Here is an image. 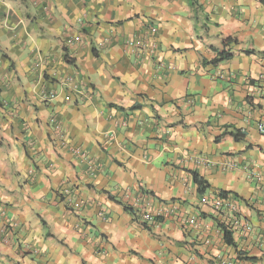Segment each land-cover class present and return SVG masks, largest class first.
<instances>
[{
    "label": "crops",
    "instance_id": "obj_1",
    "mask_svg": "<svg viewBox=\"0 0 264 264\" xmlns=\"http://www.w3.org/2000/svg\"><path fill=\"white\" fill-rule=\"evenodd\" d=\"M259 124L264 0H0V264H264Z\"/></svg>",
    "mask_w": 264,
    "mask_h": 264
},
{
    "label": "trees",
    "instance_id": "obj_2",
    "mask_svg": "<svg viewBox=\"0 0 264 264\" xmlns=\"http://www.w3.org/2000/svg\"><path fill=\"white\" fill-rule=\"evenodd\" d=\"M193 1H195V0H193ZM192 7L194 9L198 10V6L196 5L195 2H193ZM232 42H233L232 39L227 38L224 42L225 45H223L224 46L223 49L217 53V57L215 59L210 61V64L217 66L220 63H223L225 61L230 60L232 58V54H230L226 48H227L228 44H230ZM65 60L68 64H71V65L73 64V61L71 59H68L67 56H65ZM228 135L232 136L235 141H241L244 137L242 134H240L238 132H233V131L230 132ZM191 177H192L194 185L196 186L197 193L200 195L204 194L209 188L208 183L195 172H191ZM228 194L229 193H227V192L218 193L219 198H222V199H228ZM124 209H125V211H128L131 214H133L131 209H128V208H124ZM159 219L160 218H157L156 221L157 222L160 221ZM140 225H142L143 227H147V225L145 223H142V222L140 223ZM217 227L220 229V231L222 233V237H223L225 244L227 246L233 247L234 243L232 240V233L230 232V230L221 224H218Z\"/></svg>",
    "mask_w": 264,
    "mask_h": 264
},
{
    "label": "built area",
    "instance_id": "obj_3",
    "mask_svg": "<svg viewBox=\"0 0 264 264\" xmlns=\"http://www.w3.org/2000/svg\"><path fill=\"white\" fill-rule=\"evenodd\" d=\"M129 45L132 46L133 43H130ZM257 129L260 133H264V126L263 125L259 124L257 126ZM194 162H196L197 164H205V165L209 166V164H208L209 162H206L203 158H200V157H195ZM222 202L223 201L221 200V201H218L216 203L215 208H216L217 212L220 209ZM157 218H160V215L154 216V215L150 214L149 212H147L145 209H142V212H141V222L142 223H145L147 226H153V225H156V223H157L156 219Z\"/></svg>",
    "mask_w": 264,
    "mask_h": 264
}]
</instances>
